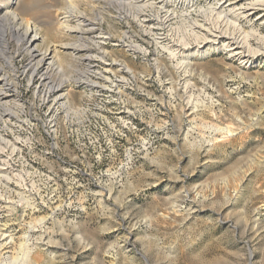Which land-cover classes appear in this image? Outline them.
<instances>
[{"label":"rangeland","instance_id":"374dc122","mask_svg":"<svg viewBox=\"0 0 264 264\" xmlns=\"http://www.w3.org/2000/svg\"><path fill=\"white\" fill-rule=\"evenodd\" d=\"M220 1L15 0L51 65L33 73L0 26V264H264V0H233L259 6L249 21ZM71 4L92 32L59 27ZM83 40L104 57L85 64Z\"/></svg>","mask_w":264,"mask_h":264},{"label":"bare ground","instance_id":"6f19581e","mask_svg":"<svg viewBox=\"0 0 264 264\" xmlns=\"http://www.w3.org/2000/svg\"><path fill=\"white\" fill-rule=\"evenodd\" d=\"M91 1L95 2V3L108 1L111 4L114 3V4L119 5L120 7L123 6L124 8H128V9L129 8H134L135 10H138V11L143 10L144 8H148L150 5H152L151 0H91ZM14 2H15V0H8L5 3L2 4V5H4L5 10L0 14V26H2V27L5 26V28L2 30V32L0 31L1 32V37L4 39L5 29H6L7 26L10 27L9 30L11 29V32L13 33V35H15V37L18 39V41L23 42L24 46H26V48L28 49V53L30 55V64L32 66L33 73H40L41 76H42V79H46V77H47L46 74H47V71H48V67L51 65V62L47 61L48 56L46 57L45 52L39 51L38 48L34 47L35 46L34 43L36 42V40H39L42 37L39 34V32L36 31V27L32 24V22L26 21L24 23V25L22 24V19L21 18L19 19L18 18L19 16L17 17L18 14L16 15L14 10H11L12 9V4H14ZM71 2H72V0H71ZM72 4H71V9H70L71 17L68 14L61 15V17L59 18L60 19L59 27L61 26L66 32L67 31H70V32L73 31V32H78V33H80V32H92L95 29L94 28V24L92 23V21L88 20V18L85 15H83L84 13L78 11L77 6L76 5H72ZM218 4H219L218 9L216 7H213V10L215 8L217 9V11L214 12V13H216V14H220L221 13L223 15L233 14L234 17L236 19H238V20L244 18V19H246L248 21L252 18V16L256 12V9L259 7V6L258 7L256 6V3L255 4L252 3L251 5L248 4L250 7H246L247 4L245 5V3H243V2L237 3V1H233V0H221ZM76 11L78 13L77 14H73V13H76ZM165 14L166 15L163 16L162 22H166L167 19H168L169 14L168 13H165ZM72 17L74 18V21H75L74 25H70V23H69V20H71ZM10 19L16 20V23L11 25L10 24L11 23ZM142 22L144 24H146L147 20L144 18L142 20ZM138 24H140V22ZM192 26H194V25L192 24ZM192 26H189L190 27L189 29H191ZM167 29H169V28L167 27ZM169 31H170V29H169ZM162 34H163V32H162ZM166 34H169V33H166ZM220 36L217 33H211V35L203 36V41L206 44L208 42V45L212 46V44H214L217 41H219L218 39L220 38ZM234 37L231 38L232 40H230V39L224 40V41L222 40L223 42L221 41L222 42L221 46L222 47L224 46L227 49L230 57L236 58V59H241V61H245L246 60V58H245L246 55H243V53L245 52V50H244L245 49V47H244L245 45L243 44V42H240V40H237L236 37L235 38ZM99 38H100V36H99ZM106 38H110V36L101 37V39H106ZM160 38L162 39V38H165V37H160ZM85 40H86V38H85ZM157 40H158V38H157ZM172 42H173V40H172ZM3 43H4V41H3ZM200 43H203V42H200ZM101 44L102 43L99 41L98 44L94 43L95 46H89V44L87 45L85 43V41L83 40V41H79L76 44H73V45H70V46H73L72 48L75 49V50L82 51V53H81L82 61L85 62V64H90V63H94L95 60L97 59V57H98L99 60H101V58L104 57V56H100L98 54L97 48H96V46H102ZM186 44L183 43L182 47L185 46ZM195 44L198 45L199 41H198V43H195ZM54 46L70 47L69 45H65L64 43L62 45H53V47ZM132 46H134V45H132ZM132 46H129V47L132 48ZM198 46L200 47V45H198ZM93 48L95 49V51H93ZM54 49L57 50V47H54ZM49 50H50V48H49ZM92 52H95V54L92 53ZM101 55H103V54L101 53ZM56 56L57 55H55V58H57ZM183 56L188 58V57L191 56V53H186ZM109 69H110V66L108 65V66H106V68L104 67L102 70L92 71L91 75L94 76L95 78H98V79L107 80L108 77H110V75H112V73H110V74L108 73ZM89 70L90 69L88 68V71ZM79 79L81 80L82 83H84L85 85H88V86H94V84H95L94 81H92L91 79L86 78V77H83V78L79 77ZM63 81L64 80H61V81H59L57 83H55L54 81H48L49 84L47 85L48 86L47 87V92L50 91V90H54V89L60 88L61 84H59V83H64ZM3 209L4 208H2V206L0 204V255H2V253L8 252L7 251L8 244L10 243L11 238H12L11 235L9 233H7L8 232L7 225L3 224L1 222V213H2Z\"/></svg>","mask_w":264,"mask_h":264}]
</instances>
